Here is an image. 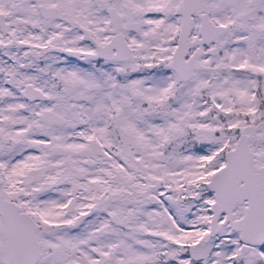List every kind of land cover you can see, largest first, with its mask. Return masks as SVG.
<instances>
[{
  "label": "snow or ice",
  "instance_id": "6c2138e0",
  "mask_svg": "<svg viewBox=\"0 0 264 264\" xmlns=\"http://www.w3.org/2000/svg\"><path fill=\"white\" fill-rule=\"evenodd\" d=\"M0 264H264V0H0Z\"/></svg>",
  "mask_w": 264,
  "mask_h": 264
}]
</instances>
